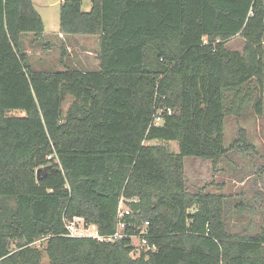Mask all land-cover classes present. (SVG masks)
Returning a JSON list of instances; mask_svg holds the SVG:
<instances>
[{
    "label": "trees",
    "instance_id": "16d2710c",
    "mask_svg": "<svg viewBox=\"0 0 264 264\" xmlns=\"http://www.w3.org/2000/svg\"><path fill=\"white\" fill-rule=\"evenodd\" d=\"M89 1L59 3L58 33L97 35L98 69L44 71L23 49L43 39L33 1L0 0V264H40L42 237L48 264H264V224L230 233L224 195L188 191L183 162L215 168L224 118L262 114L264 0ZM121 198V238L67 235L75 216L113 234ZM146 221L155 250L133 256Z\"/></svg>",
    "mask_w": 264,
    "mask_h": 264
},
{
    "label": "rangeland",
    "instance_id": "374dc122",
    "mask_svg": "<svg viewBox=\"0 0 264 264\" xmlns=\"http://www.w3.org/2000/svg\"><path fill=\"white\" fill-rule=\"evenodd\" d=\"M35 9L40 14L43 24V39L32 41L31 34L23 37V49L29 63L36 70H62L66 66L83 71L98 69L99 39L97 35H59V0H33ZM89 0H82L86 9ZM243 39L234 37L227 43L229 49L241 51ZM71 96L62 104L66 111ZM10 115H22V110H13ZM224 147L227 149L215 168L209 160L198 157H184V175L186 188L190 192L204 188L205 191L224 195V219L227 230L238 235H252L264 224V93L263 111L256 115L252 109L242 116H226L223 125ZM241 131V132H239ZM239 138V140H237ZM242 139L250 144L245 148ZM153 144H162L158 141ZM177 152L175 141L167 143ZM79 221L78 228L82 227ZM87 232L94 228L88 224ZM132 244L142 246L137 237H132ZM46 238L32 243L42 251L40 264H48L44 251Z\"/></svg>",
    "mask_w": 264,
    "mask_h": 264
},
{
    "label": "built area",
    "instance_id": "2783aa9c",
    "mask_svg": "<svg viewBox=\"0 0 264 264\" xmlns=\"http://www.w3.org/2000/svg\"><path fill=\"white\" fill-rule=\"evenodd\" d=\"M162 111H166V113L170 114L172 112V109L169 107H164V108H162ZM160 121H161V117H160L159 112H157L154 115V123L158 124ZM125 201L126 200H124L123 198H121L119 200L118 208H117V220H118L117 229L113 234L107 235V236H100L94 225H92L94 230L92 232H87V230H89L88 224L84 221V219L82 217L75 216L71 219H65V227H66L67 232H68L67 235H69V236H90V237H94L100 241H107V242H112L116 239L121 238L124 235L123 231H124V228L126 226V223L123 220V217L130 213V208L126 204ZM79 221H81L83 223L82 227L80 229L78 228ZM147 225H148V222L147 221L144 222L140 228L139 234L131 236V238L137 237L139 242L142 243V246L140 245V246L135 247L133 245V249L131 251V255H133V256L138 255V253L141 250H143V251L155 250V246L153 244H149L147 239L144 236L147 233Z\"/></svg>",
    "mask_w": 264,
    "mask_h": 264
},
{
    "label": "crops",
    "instance_id": "0c3cea01",
    "mask_svg": "<svg viewBox=\"0 0 264 264\" xmlns=\"http://www.w3.org/2000/svg\"><path fill=\"white\" fill-rule=\"evenodd\" d=\"M32 1H33V0H32ZM61 1H62V0H59V3H60ZM33 3H34V2H33ZM86 9H87L86 11H88V10L90 9V1H89L88 3H86ZM59 35H60V33H58V36H59ZM65 36H70V35H65ZM234 37H239V36L237 35V36H234ZM234 37H232V38H234ZM232 38H230V39H232ZM230 39H229V40H230ZM229 40L226 41V47H227V43H228ZM243 41H244V39H243ZM243 44H244V43H243ZM227 48H228V47H227Z\"/></svg>",
    "mask_w": 264,
    "mask_h": 264
},
{
    "label": "water",
    "instance_id": "95a60500",
    "mask_svg": "<svg viewBox=\"0 0 264 264\" xmlns=\"http://www.w3.org/2000/svg\"><path fill=\"white\" fill-rule=\"evenodd\" d=\"M40 171H41V169H38V170H37V176L39 175Z\"/></svg>",
    "mask_w": 264,
    "mask_h": 264
}]
</instances>
